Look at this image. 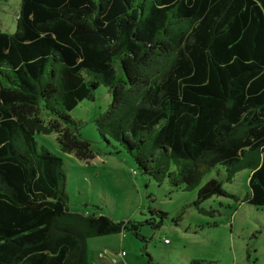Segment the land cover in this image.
<instances>
[{
	"label": "trees",
	"instance_id": "1",
	"mask_svg": "<svg viewBox=\"0 0 264 264\" xmlns=\"http://www.w3.org/2000/svg\"><path fill=\"white\" fill-rule=\"evenodd\" d=\"M15 22L0 31V264H89L88 238L142 239L141 222L69 210L63 160L34 138L91 160L69 111L99 84L96 131L141 173L211 216L201 203L234 197L222 183L247 169L243 201L264 207V0H20Z\"/></svg>",
	"mask_w": 264,
	"mask_h": 264
},
{
	"label": "rangeland",
	"instance_id": "2",
	"mask_svg": "<svg viewBox=\"0 0 264 264\" xmlns=\"http://www.w3.org/2000/svg\"><path fill=\"white\" fill-rule=\"evenodd\" d=\"M19 5L20 0H0V31H14ZM109 101L108 87L99 84L92 98L69 111L79 124L78 134L94 152L89 161L61 151L54 133L34 134L38 145L63 160L69 210L141 222L142 239L130 231L88 238L89 264H190L195 258L211 264H264V207L243 201L249 194V171L242 169L231 182L222 183L234 197L212 196L201 203L212 215L200 214L192 205L194 189H173L167 179L157 183L141 173L116 142L100 138L94 119ZM209 178L222 180L223 169H211L201 183ZM146 221L160 224L152 227ZM120 251L122 263L116 255Z\"/></svg>",
	"mask_w": 264,
	"mask_h": 264
},
{
	"label": "crops",
	"instance_id": "3",
	"mask_svg": "<svg viewBox=\"0 0 264 264\" xmlns=\"http://www.w3.org/2000/svg\"><path fill=\"white\" fill-rule=\"evenodd\" d=\"M117 256H118V260L121 259V260H120V263L124 262V260H123L124 258L122 259L121 256H119V255H117ZM111 261H112V259H111ZM112 262H113V261H112ZM113 263H115V262H113Z\"/></svg>",
	"mask_w": 264,
	"mask_h": 264
},
{
	"label": "built area",
	"instance_id": "4",
	"mask_svg": "<svg viewBox=\"0 0 264 264\" xmlns=\"http://www.w3.org/2000/svg\"><path fill=\"white\" fill-rule=\"evenodd\" d=\"M166 241V240H165Z\"/></svg>",
	"mask_w": 264,
	"mask_h": 264
}]
</instances>
